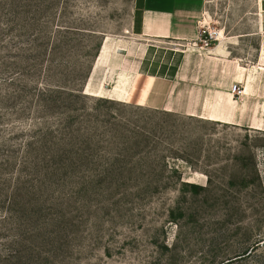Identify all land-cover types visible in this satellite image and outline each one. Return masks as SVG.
<instances>
[{
	"label": "rangeland",
	"instance_id": "obj_1",
	"mask_svg": "<svg viewBox=\"0 0 264 264\" xmlns=\"http://www.w3.org/2000/svg\"><path fill=\"white\" fill-rule=\"evenodd\" d=\"M138 17L136 0H0V264H264L263 131L84 89Z\"/></svg>",
	"mask_w": 264,
	"mask_h": 264
},
{
	"label": "crops",
	"instance_id": "obj_2",
	"mask_svg": "<svg viewBox=\"0 0 264 264\" xmlns=\"http://www.w3.org/2000/svg\"><path fill=\"white\" fill-rule=\"evenodd\" d=\"M208 1L136 0L135 39L105 40L84 89L264 132V0H225L219 39L207 46L197 41Z\"/></svg>",
	"mask_w": 264,
	"mask_h": 264
},
{
	"label": "built area",
	"instance_id": "obj_3",
	"mask_svg": "<svg viewBox=\"0 0 264 264\" xmlns=\"http://www.w3.org/2000/svg\"><path fill=\"white\" fill-rule=\"evenodd\" d=\"M201 25V26H200ZM220 36V31L217 29H211L205 21H202V24L199 23V38L198 41L203 43L204 45H210L213 42L218 41ZM193 47L197 46V42L194 41L192 43ZM244 89L239 83H234L231 86V92L236 96H239L243 93Z\"/></svg>",
	"mask_w": 264,
	"mask_h": 264
}]
</instances>
